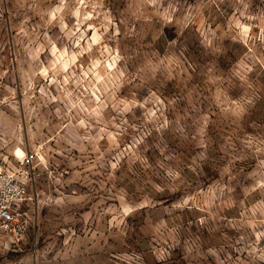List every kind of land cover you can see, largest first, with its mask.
Masks as SVG:
<instances>
[{
    "label": "rangeland",
    "instance_id": "374dc122",
    "mask_svg": "<svg viewBox=\"0 0 264 264\" xmlns=\"http://www.w3.org/2000/svg\"><path fill=\"white\" fill-rule=\"evenodd\" d=\"M35 151L25 264H264V0H0V154Z\"/></svg>",
    "mask_w": 264,
    "mask_h": 264
},
{
    "label": "built area",
    "instance_id": "2783aa9c",
    "mask_svg": "<svg viewBox=\"0 0 264 264\" xmlns=\"http://www.w3.org/2000/svg\"><path fill=\"white\" fill-rule=\"evenodd\" d=\"M37 158L35 151H28L19 161L0 154V264H25L9 253L19 251L30 232L27 204Z\"/></svg>",
    "mask_w": 264,
    "mask_h": 264
},
{
    "label": "bare ground",
    "instance_id": "6f19581e",
    "mask_svg": "<svg viewBox=\"0 0 264 264\" xmlns=\"http://www.w3.org/2000/svg\"><path fill=\"white\" fill-rule=\"evenodd\" d=\"M17 153H18V155L20 156V157H24L25 156V151L22 149V148H18L17 149Z\"/></svg>",
    "mask_w": 264,
    "mask_h": 264
}]
</instances>
